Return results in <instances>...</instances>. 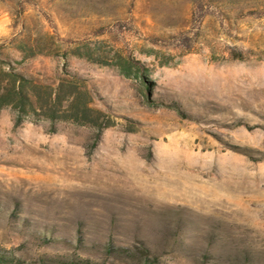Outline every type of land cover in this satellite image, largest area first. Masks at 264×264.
I'll return each mask as SVG.
<instances>
[{"label": "rangeland", "instance_id": "1", "mask_svg": "<svg viewBox=\"0 0 264 264\" xmlns=\"http://www.w3.org/2000/svg\"><path fill=\"white\" fill-rule=\"evenodd\" d=\"M0 65L92 97L0 109V264H264V0H0Z\"/></svg>", "mask_w": 264, "mask_h": 264}, {"label": "trees", "instance_id": "2", "mask_svg": "<svg viewBox=\"0 0 264 264\" xmlns=\"http://www.w3.org/2000/svg\"><path fill=\"white\" fill-rule=\"evenodd\" d=\"M77 85H81L84 91H77ZM91 101V94L85 84H80V79L74 75L61 77L55 85H51L36 82L12 66L5 68L0 65V109L10 107L14 111L15 125L22 121L23 115L33 114L48 119L67 117L80 124L91 123L88 120L92 110ZM58 110H62L66 116L58 115ZM103 127L99 126V129ZM142 253L132 254V260L139 264H152ZM81 264L91 263L85 261Z\"/></svg>", "mask_w": 264, "mask_h": 264}]
</instances>
